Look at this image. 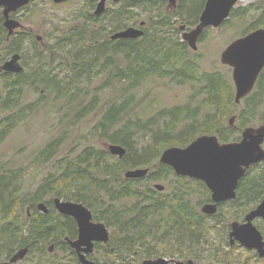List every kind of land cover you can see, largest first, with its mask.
I'll return each instance as SVG.
<instances>
[{"label":"trees","instance_id":"16d2710c","mask_svg":"<svg viewBox=\"0 0 264 264\" xmlns=\"http://www.w3.org/2000/svg\"><path fill=\"white\" fill-rule=\"evenodd\" d=\"M256 1L259 5L255 8L261 10L260 16L256 23L244 29L241 36L260 27L264 28V0ZM249 12V7L233 9L223 27L230 23V19H243ZM167 13L172 17H181L179 12ZM189 17L191 19V16ZM170 20L163 19L158 25L169 27ZM194 23L196 21L192 20L190 24ZM101 34L97 31L93 37L98 38L94 44L89 45L90 50H95L93 56L86 61L73 62V67H69L71 74L66 79L61 77L60 72H56L52 60L55 59L53 55L57 54L58 48L67 43V38L64 39V43H58V46L54 45L50 48L51 60L47 57L43 58L42 53L36 55L35 58L39 61L36 63L37 68L34 70L30 84L35 92L40 93L42 92L40 87H46L44 84L51 82L55 87L52 91L58 95L54 100H58L60 95L63 98L72 97L80 91L76 93L71 84L78 83L77 79L81 77H89L83 73H92L91 70L100 65V70L108 74V79L99 89L102 90L113 82H118L121 86V100L119 103L114 102L106 106L95 126V131L105 142L124 147L126 154L123 158L113 161L110 158L115 156L108 151L93 146L87 147L75 157L57 159L53 172L43 177L35 188L28 190L18 184L11 187V180L15 177L10 170L1 173L0 261L8 260L17 250L28 247V255L17 264H22L31 256L34 259L30 264H79L64 241L65 237H74L75 226L55 211L52 203L54 197L83 203L92 211L96 221L103 222L113 231L108 243L98 246L97 249L104 259L92 256L96 263L137 264L139 260L154 259L159 256L215 261L218 257H222V253L227 254L228 251H224L221 247V251L206 248L208 233L213 225H209L206 218L191 204L189 197L191 187L202 189L203 184L177 178L178 183L175 184L177 188L172 191V196L156 192L150 184L170 179V176L174 175L170 167L160 164L157 160L161 152L168 147H184L195 137L205 134L218 135L222 142L238 141L240 133L250 125V119L255 117L254 108L258 106L264 95V71L260 74L252 93L237 105L234 102L232 83L220 73L203 72L198 62L189 56L190 51L186 43L179 38L166 33L159 34V30H155L151 36L146 35L137 40L111 41L108 35L103 39ZM100 38L103 39L101 43L98 42ZM2 45L4 55L0 59H5L11 53V46L5 44V36L1 33L0 47ZM0 51L2 52L1 48ZM47 66L50 67L48 72ZM153 76L170 79L181 85L190 84L193 88L198 87V92L204 93L203 108L210 106L214 112L208 114L203 121H199L196 111H191L188 107L162 111L159 115H166L170 120L166 122L165 127L152 135L155 155L150 158L144 152L142 154L135 149L132 144L135 134L147 129L150 121L142 123L139 120H132V109L137 103H134L130 91ZM15 84L16 81L12 78H5L6 95L2 99L3 110L19 108L18 97L21 91ZM242 105L244 106L240 108ZM88 106L84 105V113L91 111L92 108ZM26 107L29 112L37 109L38 103ZM233 113L238 114L235 119L237 123L234 127H230L227 125L230 119L228 117ZM20 115L21 113L18 117ZM14 117L15 115H12L6 120L8 123L6 129L1 131L2 134L14 125L16 121ZM261 121L264 122V113L261 115ZM180 122H185V125L180 134L175 135ZM64 140L65 137H59L48 142L35 160L40 165L49 164L57 155ZM139 168L149 170L145 179L124 177L126 171ZM256 178L252 176L242 184L243 196L247 198L244 199L245 201H251L259 195L263 183ZM143 181H145L144 185ZM245 187L248 190H245ZM65 193L70 194L71 197L67 198ZM130 198L133 199V203L129 206H117L116 203ZM38 203H44L49 213L39 212ZM237 213H239L237 210L231 211L230 217L234 218ZM218 222L221 220L216 221L215 224ZM258 228L264 235V225H259ZM148 244L150 247H147ZM51 245L53 251L49 253ZM226 246L229 247L227 240ZM136 247L144 249L142 252H136L134 251ZM54 251H59L62 257L53 254ZM130 255L136 257L133 258L134 263Z\"/></svg>","mask_w":264,"mask_h":264},{"label":"rangeland","instance_id":"374dc122","mask_svg":"<svg viewBox=\"0 0 264 264\" xmlns=\"http://www.w3.org/2000/svg\"><path fill=\"white\" fill-rule=\"evenodd\" d=\"M191 1L193 2L189 5H192V7H195V4L201 2L200 0ZM95 2L96 0H67L66 4H54L52 0H44L35 3V5H32L23 14V18L26 19L24 27L30 28L34 33L41 35L44 38V42L50 48L54 47V45L58 46V43H64V39H68L67 43H64L58 48L59 51H57L56 55H53L55 59L52 60L53 66L56 67V72H60L61 77L64 79L71 74L69 67H73V62L86 61L95 53L94 49L90 50L89 48V45L94 44V41L98 38L93 37V35L97 31H100L102 33L101 37L104 39L106 35H110L109 29L112 28L111 26L119 24V20L122 24L126 23L131 25L145 21L149 24L147 28L148 36H151L155 30H159V34H170L177 39H181L182 36L178 27L185 23L186 20H190L186 19L187 14L186 16L181 15V17L169 16L165 11L167 5L160 7L156 0H136L128 13H124L125 16L118 14L120 12L119 8L115 7V9H111L109 7L103 17L92 21L90 14L93 13ZM258 5L259 3L256 0H238L235 9L249 7L250 12L248 15L243 19H230V23L220 29L208 30L204 39L198 43L197 51L190 50L189 52V56L198 62L203 72L220 73L232 83L233 89L232 70L221 64L220 55L231 42L242 37L241 33L247 26L256 23L261 13V10H256L255 8ZM163 19L170 20L169 27H160L158 25ZM103 39L100 38L98 42H103ZM0 48L2 49V52L0 51V57H2L4 55L3 45ZM35 51L39 50L37 48L34 49V46L29 42L24 44L21 51L26 65L32 70L36 69V63H34L33 59ZM46 56L51 60L52 55L49 51L45 53ZM99 66L94 67L91 70L92 73H83L89 77H81L77 79L78 83L71 84L76 93L80 91L72 97L63 98L60 95L58 100H54V97H58V95L52 91L55 87L51 82L44 84L46 87L41 86L40 90L42 92L40 93L35 92L34 88L28 85L20 87L21 92L20 97H18L19 108L15 110H3L2 108V99L5 97L6 91L4 90L5 78L0 76V133L3 129H6L5 126L8 123L6 120L8 118H11L12 115H15L14 118H16L14 125L7 129L4 134H2L3 132L0 134V174H3L5 170L13 172L14 176H12L15 178L11 180V187L18 184L19 186L26 187L27 190L35 188L43 177L47 176L49 172H53L57 159L75 157L87 147L93 146L96 149H104L109 152L108 146L111 144L105 142L98 136L95 131V126L107 105L120 102L121 86L118 82H113L109 87L100 90L99 88L107 81L108 74L100 70ZM49 69L50 67L47 66L46 71L48 72ZM26 74H29V72ZM130 93L134 97V103H137L132 109V120H139L142 123L150 121L147 129L135 134L132 144L135 149L141 153L144 152L150 158H153L155 155L152 148V135L160 128L165 127L166 122L170 120V117L166 115H159L162 111L188 107L191 111H196V116L199 121H203L208 114L214 112L210 106L203 108V104L205 103L204 93L198 92V87L193 88L190 84H177L170 79H161L156 76L149 77L141 86L130 91ZM33 103H38V108L27 112L28 109L26 106L32 105ZM84 105H89L88 107L90 109L92 108L91 111L84 113ZM20 113L21 115L18 117ZM253 113L255 117L250 119L249 126L258 127L263 123L261 121V115L264 113V95L258 106L254 108ZM237 115V113H233L228 119L232 116L237 117ZM184 125L185 122L178 124L175 135L180 134ZM59 137H65V140L57 155L49 164L40 165L35 160V157L48 142ZM159 157L157 160H159ZM117 159L119 158H110L113 161ZM155 183L164 186L168 184L163 180L156 181ZM142 184L144 185L145 181ZM65 194L67 198L71 197L70 194ZM200 200L201 196H194L192 204L195 206ZM132 203L133 199L130 198L116 204L118 207H125ZM197 209L200 212V208ZM220 220L221 222L217 224L212 220H208L209 225H213L208 233V245L206 248L209 250L218 249L221 251L220 247L224 251L230 249V247L226 246V240L227 224L231 220H223L222 217H220ZM108 230L110 234L113 232L111 228H108ZM147 247H150V244ZM161 247L163 248V245ZM143 249V247H136L134 251L142 252ZM94 253L96 258L104 259L100 252ZM53 254L62 257L59 251H54ZM230 254L231 264H237V255L232 252ZM130 258L133 261V258L136 257L130 255ZM32 259H34L33 256L29 257L22 264H30ZM141 261H137V264ZM197 262L199 264H218V262L212 260H198Z\"/></svg>","mask_w":264,"mask_h":264},{"label":"water","instance_id":"95a60500","mask_svg":"<svg viewBox=\"0 0 264 264\" xmlns=\"http://www.w3.org/2000/svg\"><path fill=\"white\" fill-rule=\"evenodd\" d=\"M100 0L95 10V15L103 12L105 2ZM118 2L119 0H113ZM30 0H0V7L5 18L4 26L12 33L17 26L9 19V14L18 8L26 6ZM61 0H54L60 3ZM170 5H175V0H169ZM237 4V0H206L204 9L199 17L197 26L188 33L183 34V40L193 50H197V39L206 28H218L229 18L231 10ZM144 23H141L143 26ZM143 31L136 28H128L111 36L112 40L137 39L143 35ZM20 56L13 55L10 60L0 66V70L8 73H20L22 68L19 64ZM220 62L232 69V80L235 87L234 101L239 104L254 88L257 78L264 69V28L256 29L247 35L231 42L220 55ZM235 118L229 122L233 125ZM264 123L253 128L247 127L242 132V139L238 143L220 144L216 136H200L187 147H169L159 157V163L166 165L174 171L177 176L193 178L204 182L213 192L212 199L215 202L233 199L238 180L252 164L264 162ZM109 153L118 158H123L126 149L120 145L108 146ZM148 169H134L125 172L126 179L144 178ZM162 185H155V190L162 191ZM54 207L59 214L70 216L75 219L78 227V238L69 241L70 247L76 252L80 264H97L88 260L84 254L91 253L94 243L106 244L109 240V232L101 222H93L90 209L82 203L64 202L59 198L53 200ZM37 209L47 213L48 209L44 203H39ZM201 212L213 215L216 212L214 205H205ZM264 219V200L246 217V223H232L230 239L231 245L234 240L247 249H255L260 257H264V242L259 230L252 224L253 219ZM28 247L17 250L7 261L0 264H16L23 260L28 253ZM53 251V246L49 252ZM175 264H194L192 261ZM142 264H169L164 258L154 260H143Z\"/></svg>","mask_w":264,"mask_h":264},{"label":"flooded vegetation","instance_id":"af4514ba","mask_svg":"<svg viewBox=\"0 0 264 264\" xmlns=\"http://www.w3.org/2000/svg\"><path fill=\"white\" fill-rule=\"evenodd\" d=\"M40 1H44V0H30V2L26 6L18 8L16 11L9 14V19L12 20L13 22H15L17 25L13 29L11 34H9V31L4 26V22H5V18L3 16V10L4 9L2 7H0V34L2 33L5 36V44L11 46V53L5 59H0V66H2L4 64V62L10 60V58L13 55L18 54L20 56L19 64L22 68V71L20 73H8V72H4V71L0 70V76H2L4 78H8V77L12 78L13 80L16 81L15 85L18 87L28 85L29 87L33 88L32 85L30 84V81L32 80L34 70L30 69L26 65L25 58H24L23 54L21 53L22 48L24 47V44L29 42L31 45L34 46V49L37 48L39 50V51H35V53H34V57H33L34 63H37V61H39L38 58H35L36 55H39V53H42L43 58H44L45 53H47V51H50V47L47 45L46 42H44V38L41 35L34 33V31L30 28L24 27V24H25L24 22L26 21V19L23 18L24 17L23 14L26 12V10L30 9L32 5H35V3L40 2ZM135 1L136 0H119L118 2H114L113 0H107L105 2V7H104L103 12L99 15H95V10L97 8L98 3L100 2V0H96V2L94 4L95 6H93L94 10H93V13L90 14V18L92 21H96V20L100 19L101 17H103V15H105L107 13V10L109 7L111 9H115V7L119 8L120 12H118V14H120V15L123 14L125 16L124 13H128V11L131 9V7H133L132 4H134ZM156 1H158V3H159L158 6H160V7L167 5V8L165 10L166 12H169V13L172 12L173 14L175 12H179L183 16H186V14H187L188 16L186 19H188V18L190 19L189 16H191V19L193 21H196V23L191 25L189 23H192V20L191 19L189 21L186 20L185 23L181 24L178 27V30H179V32H181V35H182L180 40L182 42L186 43L183 40V34L190 32L192 29H194L197 26V24L199 23V17H200V15L204 9L206 0H200L201 2L197 3L199 5L195 6V7H192V5L190 7L189 4L191 3V0H175L174 6L170 5L169 0H156ZM52 3H54V0H52ZM60 3L66 4L67 0H61ZM191 8H193V9H191ZM124 16H122V17H124ZM169 16H171V15L169 14ZM176 17H178V16H176ZM141 23H144V25L141 26ZM111 27L112 28L109 29V32L111 34L108 35V37L111 41L137 40V39H142L143 37L148 35L147 28L149 27V24L145 21H140V22L134 23L132 25L126 24V23L122 24V23H120V20H119V24L112 25ZM131 27L142 30L144 32L143 35L137 39H117V40L111 39V36L113 34H115L117 32L124 31L128 28H131ZM221 27H223V24L218 28H212V27L206 28L203 31V33L198 37L197 42H196L197 46H198V43H200L201 40L204 39L208 30L220 29ZM186 45H187L189 51L192 50L188 46L187 43H186ZM43 65H45V64H43ZM35 68H37V64H36ZM27 72H29V74H26ZM231 76H232V74H231ZM22 79L26 80V81L25 82L20 81ZM234 118L236 119L235 116H234ZM234 124H235V122H233V125H230V122L228 121V125L230 127H234ZM253 128H256V127H253ZM242 132L240 133V139L238 141H229V142H222L219 139L218 135H209V134L208 135L209 136H216L218 138V141L220 144L238 143L242 139ZM205 135H207V134H205ZM199 136H201V135H199ZM199 136L195 137V139L198 138ZM195 139H193L192 141H194ZM262 148L264 150V143L262 144ZM173 173H174V171H173ZM252 176L257 177L256 179H259L260 181H262L263 185H262V187H260V192H259L258 196L252 198L251 201H248V200L245 201L244 199H247V198L243 196L244 190L242 189V184L246 179H248ZM177 178H184V179H188V180L198 181V182L203 184L204 187H202V189L195 188V186L191 187V189L189 190V197H190L191 204H192V200H193L194 196H196V197L201 196V200L196 203L195 207L200 208V213L206 218L207 222H208V220H212L213 222L219 221L220 217H222L223 220L224 219L227 221L231 220V222L229 224H227V241L229 243L230 249L227 250L228 251L227 254L222 253L221 254L222 257L220 256L217 259H215V261L218 262V264H231V258H230L231 252L235 253L237 255V257H236L237 258V260H236L237 264H264V257H260L258 252L255 249H251V250L247 249V248L243 247L236 240L233 241L232 245L230 243L231 242V239H230L231 224L232 223H239V224L246 223L245 217L251 211L255 210L264 200V162H259L257 164L250 165L249 168L245 171L244 175L237 182L236 188L234 190L235 197L233 199L222 200L220 202H215L212 199L213 192L207 187V185L204 182H202L200 180L193 179V178L180 177V176H177L175 173L173 175V179H172V176H170V181H168L169 179L163 180V181H166L168 184H170V186H168V184H167V186L159 184V185H162L164 187V189L162 191L155 190V185H157L155 182H153L151 184V187L158 193L172 196L173 195L172 191H174L177 188V186H175V184L178 183ZM140 179H145V177L140 178ZM240 184H241V190H240ZM249 187H251V186H249ZM245 190H248V188L245 187ZM61 200L64 202H74V201L64 200V199H61ZM205 205H214L216 208V212L213 215L203 214L201 212V209ZM53 208L55 209L54 203H53ZM47 209H48V207H47ZM225 209H226V211H225ZM235 210L239 211V213L235 214L236 216L234 218L233 217L231 218L230 217L231 211H235ZM55 211L58 213V211L56 209H55ZM48 213H49V209H48V212L45 214H48ZM60 215L63 218L70 220V223L75 226L74 237H72V238L65 237L64 241L68 244L69 248L71 249V251L74 254V258L80 264L76 252L69 245V241H74L78 238L77 223H76L75 219L70 217V216H65L62 214H60ZM93 222L97 223L98 221H96L93 218ZM252 224L261 233V231L258 227H259V225H262V224L264 225V219L263 218H255V219H253ZM261 235H262L263 242H264V235L262 233H261ZM103 245H104L103 243L95 242L93 251L91 253L84 254L85 257L88 260L95 262L93 260L92 256L95 254L94 252H97L98 246H103ZM157 258H164V259L169 261V264H175L174 262H177V261H181L183 263H186L188 261H192L194 264H199L196 260H194L192 258L188 259V260L177 259L176 257L171 258V257H162V256H159ZM157 258H154V259H157ZM226 258H229L230 260L227 261ZM154 259H149V260H154ZM70 260H72V258ZM143 260H146V259H142V261L139 264H142ZM97 264H100V263H97Z\"/></svg>","mask_w":264,"mask_h":264}]
</instances>
